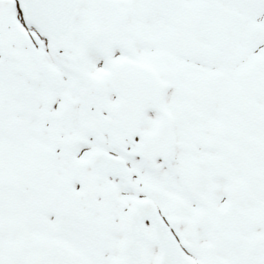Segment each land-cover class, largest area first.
<instances>
[{
    "label": "snow or ice",
    "instance_id": "1",
    "mask_svg": "<svg viewBox=\"0 0 264 264\" xmlns=\"http://www.w3.org/2000/svg\"><path fill=\"white\" fill-rule=\"evenodd\" d=\"M0 264H264V0H0Z\"/></svg>",
    "mask_w": 264,
    "mask_h": 264
}]
</instances>
